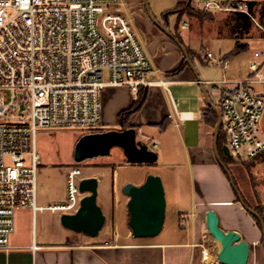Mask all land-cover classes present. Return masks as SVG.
<instances>
[{
	"label": "crops",
	"instance_id": "0c3cea01",
	"mask_svg": "<svg viewBox=\"0 0 264 264\" xmlns=\"http://www.w3.org/2000/svg\"><path fill=\"white\" fill-rule=\"evenodd\" d=\"M130 2L134 6L132 12L140 13L138 27L142 38L138 37L152 61L148 77L156 82L146 87V100L140 109L129 115L128 123L136 127L137 138L159 154L158 161L141 164L155 170L148 169L142 181L149 173L163 178L167 195L164 226L156 236L133 237L129 218L126 220L125 211H122L124 205L128 208L130 197L122 187L126 182L134 183V180L132 176H121L117 169L119 165L136 164L128 162L122 148L120 151L111 150L112 153L105 156L109 158L108 163L97 166L99 171L88 175L96 176L100 183V176H105L108 169L113 173L112 199L100 201L106 214L107 207L115 209L112 210L115 214L110 227L105 232L100 231L95 236L98 238L93 240L92 236L63 226L57 213L59 220L54 219L50 224L44 220L37 228L38 213L29 207L24 208L16 216L11 248L0 249V264H225L218 259L219 248L216 250L214 242L209 243L207 239L206 212L209 209L218 213L224 230L250 243L248 264H264L262 228L243 206L239 193L242 198L243 194L231 164L225 163L226 156H229L224 150L228 139L219 103L223 95L221 81L234 78L227 73L229 56L199 55L193 51L196 47L190 45L189 38L184 37L188 47L182 44L187 49V57L182 46L152 20L144 0ZM121 6L120 0L115 8L123 12ZM244 42L243 45L236 43L235 55L249 46L247 41ZM215 65L222 68V79L213 74L211 66ZM161 80L168 82L164 84ZM136 97L137 91L129 86L105 88L101 94L100 130L122 129L121 113L134 104ZM77 141L76 136L73 148ZM263 157L264 153L255 158L253 173L258 165L263 164ZM236 171L238 174L239 170ZM259 180L264 181V178ZM181 195L186 196L184 201ZM168 196L174 199L171 206L168 205ZM63 198L43 196L42 205L60 202ZM28 212L32 214V224L27 223L24 215ZM205 251L210 254L209 260L204 258Z\"/></svg>",
	"mask_w": 264,
	"mask_h": 264
},
{
	"label": "built area",
	"instance_id": "2783aa9c",
	"mask_svg": "<svg viewBox=\"0 0 264 264\" xmlns=\"http://www.w3.org/2000/svg\"><path fill=\"white\" fill-rule=\"evenodd\" d=\"M118 2L0 0V249L11 248L19 208L61 215L75 212L83 196L80 181L88 175L75 162L67 169L66 198L38 205V129L97 131L105 88L129 86L137 91L156 82L148 77L152 61L130 19L115 8ZM230 2L203 4L210 10L232 8L250 14L248 2L232 7ZM255 57L248 78L221 81L222 125L231 155L242 160L264 153V94L253 87L264 84V49ZM204 258L210 259L208 251Z\"/></svg>",
	"mask_w": 264,
	"mask_h": 264
},
{
	"label": "rangeland",
	"instance_id": "374dc122",
	"mask_svg": "<svg viewBox=\"0 0 264 264\" xmlns=\"http://www.w3.org/2000/svg\"><path fill=\"white\" fill-rule=\"evenodd\" d=\"M148 1L152 15L165 26L172 29L184 45L186 44L184 37H187L189 38L190 45L196 47V51H193L199 55L204 56L209 52L213 53L216 58L228 55L230 58V68L227 73L228 76L234 77L231 79L233 81L249 77L251 74L250 64L253 60H256L255 51L264 49V0H231V7L233 5L239 6L241 3H249V1L252 2L251 9H249L250 14L248 15H242L241 13L243 12L236 11L232 8L207 9L203 4L206 0H191L190 10H185L183 6L178 9V0ZM121 3L123 13L130 19L133 27L136 28L137 35L142 38L141 29L138 27L140 13L132 12L134 6H131L133 3L130 0H121ZM185 22L188 24L187 26H184ZM244 41H247L249 46L238 55H235L234 48L236 47V43L243 45L245 43ZM185 46L188 47L187 45ZM211 65L214 64L211 63ZM211 70H214L213 74H216V77L223 78L224 74L220 66H211ZM260 74L264 75V66ZM253 87L256 93L264 94V84L255 83ZM100 128L98 127L97 131H100ZM262 130L264 131V116ZM84 133H87V131L85 132V128L78 127H44L38 129L36 135V151L39 156V167L37 171L38 205H42L41 199L43 196L47 198L64 197L63 200L66 198L67 169L76 162L74 158L76 144L73 148L72 143L76 136L79 139ZM120 149V147H115L112 151H120ZM108 159L105 156L94 157L80 163L84 167L86 175H90L92 172H98L99 168L97 166L108 163ZM254 160H242L234 157L230 167L246 204L255 210L257 207L261 208L263 212L260 214L263 216L264 181L259 180V178H264V162L257 166L258 169L254 171L257 175H255L252 172V164L249 167L246 166V163H254ZM148 169L153 170L147 166L136 164L130 166L119 165L117 170L118 173L120 171L121 176H132L135 184H141L143 182V175ZM236 170H239L238 174ZM100 177L102 181L99 183V204L104 199H112L111 186L113 173L111 169H108L106 175H101ZM167 188L168 192H170L169 185ZM181 196L182 201H184L183 198L185 199L186 196ZM173 200L171 196H168L169 206L172 205ZM23 209L19 208L16 216ZM106 210L107 214L104 212L106 214V222L101 229L102 232H105L110 227L112 217L115 214L112 212V210H115L113 207L111 209L107 207ZM122 211H125L123 215L127 220L129 218V211L126 205L123 206ZM24 215L27 217V223L32 224V214L28 212ZM54 219L59 220L57 213L50 210L38 212L35 227L37 226L39 228L44 220L47 224H50ZM256 222L261 228L257 220ZM206 235L208 242H214L215 249L217 250L219 248L218 242L213 239L208 231ZM97 238L94 237L92 239L95 240Z\"/></svg>",
	"mask_w": 264,
	"mask_h": 264
},
{
	"label": "water",
	"instance_id": "95a60500",
	"mask_svg": "<svg viewBox=\"0 0 264 264\" xmlns=\"http://www.w3.org/2000/svg\"><path fill=\"white\" fill-rule=\"evenodd\" d=\"M149 16L152 20L169 33L179 43L187 57L186 47L180 39L168 28L164 27L151 13L148 0H144ZM114 147L123 149L130 163L142 164L158 161L159 154L149 144L137 138V129L129 127L124 129H107L84 133L76 142L74 158L76 162L106 156ZM227 155H231L228 145L224 146ZM80 190L83 196L75 212H65L60 215L63 226L89 236H97L106 222V214L98 202L99 179L96 176L84 177L80 181ZM122 190L129 195L128 225L133 237L156 236L163 228L167 213V195L161 175L149 173L141 184L126 182ZM243 206L259 218L263 231L264 244V218L255 209L249 207L239 193ZM206 224L214 240L220 243L218 259L225 264H248L251 246L247 240L241 239L227 232L220 225V218L215 210L206 212Z\"/></svg>",
	"mask_w": 264,
	"mask_h": 264
},
{
	"label": "trees",
	"instance_id": "16d2710c",
	"mask_svg": "<svg viewBox=\"0 0 264 264\" xmlns=\"http://www.w3.org/2000/svg\"><path fill=\"white\" fill-rule=\"evenodd\" d=\"M185 2V3H184ZM190 4H191V0H187V1H183V0H178V4H177V7L178 9H180V7H184L185 10L189 9L190 10ZM251 4L252 2L249 1V9H251ZM242 15H245L247 13H241ZM248 15V14H247ZM178 37V36H177ZM234 51H237V49H234ZM185 64V62L183 63V65ZM183 65L178 69L181 70L183 68ZM147 86H141L138 90H137V97H136V100L134 102V104L126 111L122 112L121 113V116H120V122H121V128L124 129V128H129V127H133L131 125H129L128 123V118H129V115L134 112V111H137L138 109L141 108V106L143 105V103L145 102L146 100V96H147ZM136 128V127H135ZM234 160V157L232 155H229V156H226L225 158V163L226 164H231ZM252 163H246V166L249 167ZM257 211H259L258 213H262L263 211L261 210V208L257 207L256 208ZM252 214V213H251ZM253 215V214H252ZM264 216V215H263ZM262 216V217H263ZM253 217L258 221V223L260 224L261 228H262V225H261V222L259 220L258 217H256L255 215H253Z\"/></svg>",
	"mask_w": 264,
	"mask_h": 264
},
{
	"label": "bare ground",
	"instance_id": "6f19581e",
	"mask_svg": "<svg viewBox=\"0 0 264 264\" xmlns=\"http://www.w3.org/2000/svg\"><path fill=\"white\" fill-rule=\"evenodd\" d=\"M206 228H207V231H208V227L206 226ZM208 233H209V231H208ZM210 234V233H209ZM211 235V234H210ZM212 236V235H211ZM213 237V236H212ZM214 239V238H213ZM219 244V249L221 248V246H220V243H218ZM207 248V247H206ZM207 260V259H206Z\"/></svg>",
	"mask_w": 264,
	"mask_h": 264
}]
</instances>
